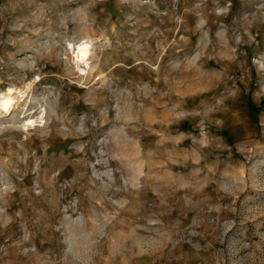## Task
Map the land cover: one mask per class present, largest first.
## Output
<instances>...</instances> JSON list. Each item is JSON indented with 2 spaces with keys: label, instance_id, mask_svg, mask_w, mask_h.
<instances>
[{
  "label": "rangeland",
  "instance_id": "obj_1",
  "mask_svg": "<svg viewBox=\"0 0 264 264\" xmlns=\"http://www.w3.org/2000/svg\"><path fill=\"white\" fill-rule=\"evenodd\" d=\"M228 5L229 0H0V71L11 74L0 77L5 81L0 96L12 88L16 97L9 113H0V264H68L62 257L71 254L78 257L76 264H164L159 255L142 250L150 233L138 227L143 223L139 213L121 212L108 223V205H96L93 213L81 210L79 219L70 210L68 215L55 210L67 208L64 193L83 175L75 171L82 162L69 165L65 153L50 151L51 125L46 114L36 112L33 100L38 97L32 99L31 93L46 83L51 87L40 96L85 88L87 66L103 49L118 67L137 71L135 88L151 97L138 138L126 149L138 158L129 164L133 178L139 176L142 184L150 171L148 195L153 197L160 185L163 193L188 184L186 173L198 166V145L225 151L221 137L210 131V122L222 115L217 110L221 101L235 110L229 113L233 126L225 132L229 143L236 144L234 151L246 156L259 144L251 135L243 137L245 121L251 128L264 113V9L252 0L242 4V14L233 15ZM239 6L240 0H234V10ZM86 41L87 63H78L77 46ZM73 96L87 102L86 96ZM116 102L131 119L134 104L123 97ZM63 119L57 112L54 122ZM126 134L119 125L112 128L117 139ZM179 158L186 163L178 164ZM69 167L73 173L66 176ZM89 168L97 178L106 175L99 161ZM191 191L199 196L210 189L205 184ZM186 192L188 187L179 188L176 195ZM197 196L191 197L182 226L215 218L217 213L208 209L217 202L223 207L225 200L230 204L235 199L239 212L244 199L213 193L200 202ZM87 207L93 206L88 202ZM255 207L249 200L245 212ZM226 214L231 215L220 213ZM246 224L259 240L264 216ZM98 233L105 235L101 239Z\"/></svg>",
  "mask_w": 264,
  "mask_h": 264
},
{
  "label": "clouds",
  "instance_id": "obj_2",
  "mask_svg": "<svg viewBox=\"0 0 264 264\" xmlns=\"http://www.w3.org/2000/svg\"><path fill=\"white\" fill-rule=\"evenodd\" d=\"M233 2L234 0H229L228 8H232L233 15H236L242 14V4L251 3L252 0H240V6L235 10ZM255 3L258 10L264 9V0H255ZM260 15L264 16V12ZM68 47L71 48L72 45L68 44ZM117 64L116 59L101 49L100 54L92 57L84 73L85 88L60 89L56 96H40L42 90L51 87V84L46 83L31 93L32 99L33 96L38 97L33 100L36 112L46 114L51 125L50 151L53 154L65 153L69 165L74 164L77 159L82 162L76 166L75 171L82 172L83 175L78 178L76 185H71L70 190L64 193L67 208L55 210L62 211L65 215L70 210L79 219L81 210L93 213L96 205H108L111 207L108 223L121 212L139 213L137 219L143 223L138 227H143L144 231L150 233L148 247L142 250L159 255L164 264H171L173 260L182 261L183 264H264V233H260V239L257 240L256 232L246 224L249 219L264 216V113L260 114L258 124L251 128L245 121L243 138L251 135L259 144L250 147L248 155L241 156L234 151L236 144L229 143L225 135L233 126L229 113L235 110L221 101L217 110L222 115L210 122L213 125L210 131L212 135L221 137L225 151L217 152L216 145H198L199 156L195 161L198 166L185 176L190 183L177 184L172 191L163 193L159 192V187H164L160 185L157 187V195L153 197L148 195L151 172L143 174L142 184L139 176L133 178L129 164L138 158L135 153L126 150L131 148L133 139L138 138L135 134L143 126L145 105L151 97L143 96L139 88H135V81L139 76L137 71L127 67L120 68ZM8 75L11 74L0 71V77ZM17 75L22 77L24 74ZM34 79L38 81L39 77ZM4 82V79H0V84ZM73 94L86 96L87 102L84 99L74 100ZM120 97L134 104L131 119L127 118L128 109L117 105L116 101ZM57 112L64 118L62 122H54ZM116 125L127 130V134L119 139L112 135V128ZM59 128L65 130L59 132ZM73 144L79 147V151L73 149ZM56 160L59 161V157ZM201 160L203 165L199 166ZM97 161L106 173L100 178L89 168V165L94 168ZM177 163L184 165L186 162L179 158ZM72 173L73 168L69 167L65 175L71 176ZM205 184L209 186L208 193L197 196L196 192L191 191L192 188L202 189ZM184 187H188L189 192L176 195V191ZM213 193H223L228 198L243 195L240 211L235 210V199L230 204L225 200L223 207L217 202L215 207L208 209L209 213H217L215 218L209 215L198 223L182 226V215L192 206L191 197L197 196L200 202H204ZM249 200H254L256 207L248 208L246 213L245 206ZM88 202L92 204V208L87 207ZM221 212L231 215L221 216ZM201 224L204 225L203 228L197 231ZM97 235L102 239L105 234ZM107 235L111 236V230ZM177 252L179 256L176 255ZM62 258L68 264H76L78 259L75 254Z\"/></svg>",
  "mask_w": 264,
  "mask_h": 264
},
{
  "label": "bare ground",
  "instance_id": "obj_3",
  "mask_svg": "<svg viewBox=\"0 0 264 264\" xmlns=\"http://www.w3.org/2000/svg\"><path fill=\"white\" fill-rule=\"evenodd\" d=\"M90 52V43L82 42L77 46L75 57L78 63H87L88 54ZM15 98L13 96L12 88H9L7 92L0 96V113H9L12 109ZM16 102V101H15ZM30 125V124H29Z\"/></svg>",
  "mask_w": 264,
  "mask_h": 264
}]
</instances>
